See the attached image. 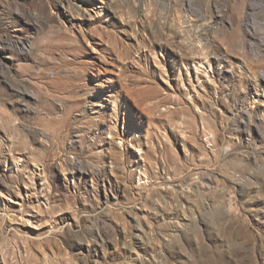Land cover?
<instances>
[{
    "label": "rangeland",
    "instance_id": "obj_1",
    "mask_svg": "<svg viewBox=\"0 0 264 264\" xmlns=\"http://www.w3.org/2000/svg\"><path fill=\"white\" fill-rule=\"evenodd\" d=\"M258 78L264 0H0V264H264Z\"/></svg>",
    "mask_w": 264,
    "mask_h": 264
},
{
    "label": "bare ground",
    "instance_id": "obj_2",
    "mask_svg": "<svg viewBox=\"0 0 264 264\" xmlns=\"http://www.w3.org/2000/svg\"><path fill=\"white\" fill-rule=\"evenodd\" d=\"M200 29V28H199ZM199 37H200V35H199ZM199 43V42H198ZM203 50V48L201 49V51ZM206 57V56H205ZM209 66H210V63H209ZM259 79V78H258ZM257 79V80H258ZM259 84L261 85V87L263 88V90H264V80L262 79V78H260L259 80Z\"/></svg>",
    "mask_w": 264,
    "mask_h": 264
}]
</instances>
